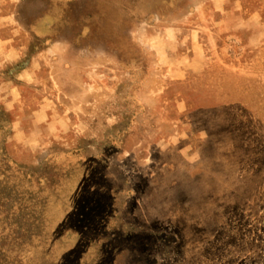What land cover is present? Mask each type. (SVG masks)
<instances>
[{"label":"rangeland","instance_id":"1","mask_svg":"<svg viewBox=\"0 0 264 264\" xmlns=\"http://www.w3.org/2000/svg\"><path fill=\"white\" fill-rule=\"evenodd\" d=\"M42 254L264 264V0H0V264Z\"/></svg>","mask_w":264,"mask_h":264},{"label":"trees","instance_id":"2","mask_svg":"<svg viewBox=\"0 0 264 264\" xmlns=\"http://www.w3.org/2000/svg\"><path fill=\"white\" fill-rule=\"evenodd\" d=\"M82 204H83V201L81 202V207H82ZM80 231V229L79 228H77V225H75V224H73V227H71L70 229H69V231L68 232H66L65 233V235L66 234H69V236L71 235V234H73L74 233V236L76 235L75 234V232H79ZM31 239V237L26 241V242H23L22 244H25V243H27L29 240ZM68 242V240H65V243H67ZM72 242H68V244H71ZM29 244V243H28ZM67 244V245H68ZM5 249V248H4ZM32 249H30V251H31ZM5 253H7V254H10L9 252H5ZM24 253H26V250H24ZM17 257H18V255H17ZM37 259H38V264H51V262L50 261H44L43 260V254L42 255H39L38 257H37ZM66 261H69V260H65V262ZM37 262H34V260H31V261H29L28 262V264H37ZM55 262H56V260H55ZM54 262V263H55Z\"/></svg>","mask_w":264,"mask_h":264}]
</instances>
